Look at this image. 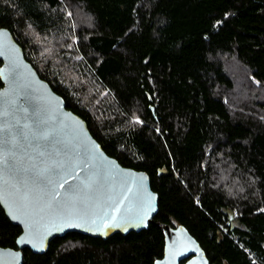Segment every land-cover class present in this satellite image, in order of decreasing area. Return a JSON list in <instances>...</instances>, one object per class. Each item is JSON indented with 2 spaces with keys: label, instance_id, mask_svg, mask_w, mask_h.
Instances as JSON below:
<instances>
[{
  "label": "trees",
  "instance_id": "obj_1",
  "mask_svg": "<svg viewBox=\"0 0 264 264\" xmlns=\"http://www.w3.org/2000/svg\"><path fill=\"white\" fill-rule=\"evenodd\" d=\"M0 26L159 195L147 229L69 233L23 264H154L181 225L210 264H264V0H0ZM21 233L0 206V247Z\"/></svg>",
  "mask_w": 264,
  "mask_h": 264
},
{
  "label": "water",
  "instance_id": "obj_2",
  "mask_svg": "<svg viewBox=\"0 0 264 264\" xmlns=\"http://www.w3.org/2000/svg\"><path fill=\"white\" fill-rule=\"evenodd\" d=\"M0 61V206L22 229L16 248L0 247V264H23L24 249L46 253L69 233L107 240L147 229L159 211L150 176L104 151L1 26ZM164 236L154 264H210L184 226Z\"/></svg>",
  "mask_w": 264,
  "mask_h": 264
},
{
  "label": "snow or ice",
  "instance_id": "obj_3",
  "mask_svg": "<svg viewBox=\"0 0 264 264\" xmlns=\"http://www.w3.org/2000/svg\"><path fill=\"white\" fill-rule=\"evenodd\" d=\"M5 131V129L0 128V132ZM50 172H52L53 174H59L55 169H49ZM67 180H64L63 183H67ZM62 186V185H61Z\"/></svg>",
  "mask_w": 264,
  "mask_h": 264
}]
</instances>
